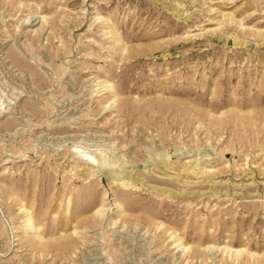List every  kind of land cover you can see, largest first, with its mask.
I'll return each instance as SVG.
<instances>
[{
  "label": "rangeland",
  "instance_id": "obj_1",
  "mask_svg": "<svg viewBox=\"0 0 264 264\" xmlns=\"http://www.w3.org/2000/svg\"><path fill=\"white\" fill-rule=\"evenodd\" d=\"M0 264H264V0H0Z\"/></svg>",
  "mask_w": 264,
  "mask_h": 264
},
{
  "label": "bare ground",
  "instance_id": "obj_2",
  "mask_svg": "<svg viewBox=\"0 0 264 264\" xmlns=\"http://www.w3.org/2000/svg\"><path fill=\"white\" fill-rule=\"evenodd\" d=\"M83 159H81V162L83 161V162H85L86 164H89V162H91V157L89 158V157H86V156H81ZM93 160V159H92ZM94 161V160H93ZM91 165V164H90ZM92 166H95V164L94 165H92Z\"/></svg>",
  "mask_w": 264,
  "mask_h": 264
}]
</instances>
